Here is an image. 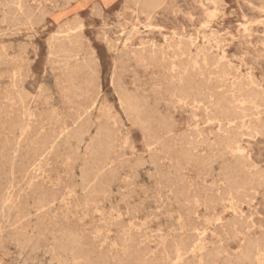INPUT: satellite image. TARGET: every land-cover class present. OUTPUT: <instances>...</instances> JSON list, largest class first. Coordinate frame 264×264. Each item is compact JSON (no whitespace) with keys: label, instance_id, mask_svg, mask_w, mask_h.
I'll return each instance as SVG.
<instances>
[{"label":"rangeland","instance_id":"1","mask_svg":"<svg viewBox=\"0 0 264 264\" xmlns=\"http://www.w3.org/2000/svg\"><path fill=\"white\" fill-rule=\"evenodd\" d=\"M148 1L0 0V264H264V0Z\"/></svg>","mask_w":264,"mask_h":264},{"label":"bare ground","instance_id":"2","mask_svg":"<svg viewBox=\"0 0 264 264\" xmlns=\"http://www.w3.org/2000/svg\"><path fill=\"white\" fill-rule=\"evenodd\" d=\"M212 1V0H211ZM210 2V1H209ZM6 3V2H5ZM153 3H154V0H149L148 2H146L145 4L148 6V7H150V6H152L153 5ZM14 4V3H13ZM250 4V3H249ZM19 5V4H18ZM17 7V6H16ZM6 8V7H5ZM17 8H20V6L19 7H17ZM4 9V8H3ZM8 10V9H7ZM20 10V9H19ZM262 10V9H261ZM30 11V10H29ZM140 11V10H139ZM33 12V11H32ZM5 15H6V13H4ZM97 16V15H96ZM30 19V18H29ZM29 19H27V20H29ZM3 20H4V17H3ZM5 21V20H4ZM19 21V20H18ZM25 23V22H24ZM81 28V27H80ZM55 34V33H54ZM71 34V33H70ZM68 35V34H67ZM206 37H209V36H206ZM179 38H181V37H179ZM183 38V37H182ZM197 39H198V37H197ZM208 39V38H207ZM192 40V39H191ZM195 40V39H194ZM203 40V39H202ZM125 41V40H124ZM51 42V41H50ZM107 42H108V40H107ZM126 42V41H125ZM202 43V42H201ZM109 44V43H108ZM112 44V42H110V45ZM116 43H115V47H116ZM122 45V44H121ZM146 45V44H145ZM149 46H150V44H148ZM192 45V44H191ZM112 47V46H111ZM144 47V46H143ZM208 47H209V45H208ZM152 48V47H151ZM150 49V48H149ZM112 50V49H111ZM195 50V49H194ZM122 51V50H121ZM117 52H119V51H117ZM159 52V51H158ZM134 53V52H133ZM7 56V55H6ZM89 56V55H88ZM49 57V56H48ZM77 57V56H76ZM118 57V56H117ZM162 57V56H161ZM73 58H74V56H73ZM69 59H71L72 60V58H69ZM117 60V59H116ZM21 62H22V60H21ZM84 62V61H83ZM61 63V62H60ZM85 63V62H84ZM171 63V62H170ZM114 65V64H113ZM93 72V71H92ZM116 72V71H115ZM250 73V72H249ZM135 74V73H134ZM13 75H14V73H13ZM136 76V75H135ZM21 77V76H20ZM67 81V80H66ZM174 82V81H173ZM56 88V87H55ZM64 91V90H63ZM191 91V90H190ZM67 92V91H66ZM22 106H23V104H22ZM93 107V106H92ZM20 113V112H19ZM84 116V115H83ZM81 119V118H80ZM244 119V118H243ZM24 120V119H23ZM214 120V119H213ZM219 121V120H218ZM27 123V122H26ZM219 124H220V122H218ZM75 125V124H74ZM23 129V128H22ZM22 129H21V131H22ZM26 129V128H25ZM20 131V132H21ZM18 134V133H17ZM24 134V133H23ZM62 135V134H61ZM68 135V134H67ZM23 136V135H22ZM200 136V135H199ZM244 136V135H243ZM202 142V141H201ZM17 144H19L18 142H17ZM52 145H54V144H52ZM240 150V149H239ZM49 152H51V151H49ZM1 153V152H0ZM13 155H14V153H13ZM13 163V162H12ZM13 170V169H12ZM12 175V174H11ZM7 194H8V192H7ZM3 208V207H2ZM197 243V242H196ZM195 244V243H194ZM192 250V249H191ZM61 251V250H60ZM54 252V251H53ZM53 257V256H52ZM177 260V259H176ZM85 264V263H84Z\"/></svg>","mask_w":264,"mask_h":264}]
</instances>
